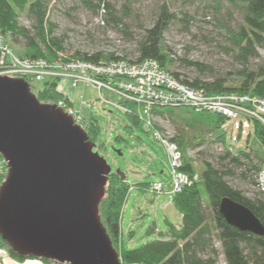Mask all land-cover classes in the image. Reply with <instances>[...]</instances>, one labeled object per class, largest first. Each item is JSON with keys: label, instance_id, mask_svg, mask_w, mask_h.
I'll return each mask as SVG.
<instances>
[{"label": "trees", "instance_id": "obj_1", "mask_svg": "<svg viewBox=\"0 0 264 264\" xmlns=\"http://www.w3.org/2000/svg\"><path fill=\"white\" fill-rule=\"evenodd\" d=\"M75 1L89 10L93 16L100 17L104 25L115 28L122 26L127 29L126 21L132 17L130 12L132 6L140 0H125L120 8H117L111 0ZM184 3L190 6L202 4L207 11L216 13L225 9L229 16L239 17L242 21L240 27L237 30L228 29L230 41L243 60L257 56V48L264 42V0H184ZM22 20L30 25L22 24ZM175 20L184 24L187 30L188 25L195 18L182 7L178 14L172 12L171 7L165 2L159 8L153 27L145 29L137 42L139 57L136 62L154 60L175 80L190 89L203 91L209 96L236 93L264 99V76L245 75L238 78L234 84H228L222 79L214 82H204L200 79L183 80L181 74L173 70L175 59L164 43V34ZM55 29V23L50 20L49 0H0V30L11 49V44L16 48H23V57L47 60L64 57L65 60L79 59L97 64L126 59L114 53L103 52L95 54L77 52L72 57H67L64 54L63 40L54 36ZM1 58L0 53V60ZM15 79H24L31 86V90L36 82L35 79L27 76ZM59 81L58 79L42 82V89L35 91L34 94L45 105L54 106L60 101H65L75 106L73 99L60 90ZM126 114L134 125L141 124L136 113ZM154 116L168 118L173 122H186L189 128L199 133L191 140L197 145L205 141L206 130L213 133L223 129L232 121L219 114L198 112L194 108L185 106L158 107L154 109ZM87 120L86 131L89 139L97 143L101 135V126L93 116ZM243 128V121H240V130L242 131ZM246 128L249 129V133L245 138L244 148L235 155L228 150L226 157H231L229 164H225L223 168H217L212 163L205 162V169L200 173L187 158L185 151L187 139L180 137L171 140L178 142L181 149L183 148L182 171L191 178L197 176V180L173 197L174 207L182 214L181 223L175 224L166 220V232H159L157 225L154 224L147 234L158 232L159 238L139 248L125 247L122 229L123 210L133 187L149 191L152 183L130 184L123 172L121 174L112 172L106 184V192L100 204L99 213L113 247L123 261L130 264H216L219 253L213 243L215 236L221 242L222 253L227 264H264V236L242 231L230 224L220 208L222 200L230 198L249 208L264 225V199L247 197L241 189L232 186L227 180V177L234 176L239 171L238 174L243 179H252L257 185L259 175L264 169V124L250 119ZM242 138L243 134L240 132L239 139ZM117 139L122 138L118 136ZM217 141L225 144L226 136L220 135ZM122 174L126 178H122ZM5 180L6 176L1 180L0 186ZM260 191L264 194V191L261 189ZM133 237L134 232L130 231L128 238L132 240ZM0 243L9 250L10 256L18 261L36 259L22 257L13 252L8 244L2 241L1 235ZM38 260L43 264H60L48 259Z\"/></svg>", "mask_w": 264, "mask_h": 264}, {"label": "rangeland", "instance_id": "obj_2", "mask_svg": "<svg viewBox=\"0 0 264 264\" xmlns=\"http://www.w3.org/2000/svg\"><path fill=\"white\" fill-rule=\"evenodd\" d=\"M49 1L50 20L56 25L54 36L63 40L64 54L67 57H72L77 52L82 54L103 52L105 54L114 53L118 57L126 58L120 61L136 63L139 57L137 42L145 29L153 27L160 6L166 2L172 12L178 14L182 7L195 18L188 25L187 30L184 24L175 20L164 34V43L171 50V55L175 59L173 70L179 72L183 80L200 79L204 82H214L217 79H222L228 84H234L238 78L245 75L264 76V42L257 48V56L243 60L230 41L228 30L229 28L237 30L242 21L237 16H229L225 9L216 13L215 11L210 12L211 10L207 11L202 4L186 5L184 0H140L132 6L130 11L132 17L126 21L128 27L126 29L122 26L115 28L107 26V24L104 25L100 17L93 16L89 10L75 0ZM124 1L111 0L117 8H120ZM22 24L30 25L25 20H22ZM11 46L14 55L24 62L27 58L23 57V48H16L13 44ZM39 59L44 60L45 58ZM53 60L56 59L47 61ZM75 73L77 72L69 71L68 74L70 76ZM84 75L86 78L91 77V74L86 71H84ZM59 80V88L79 104L80 107L77 109L81 115L85 119L93 116L100 124L101 135L97 142L98 152L112 167V172H123L130 184L152 183L149 191L137 188L139 191L133 190L129 194L122 219L125 247L135 249L147 242L157 240L158 232L147 234L154 224L157 225L159 232H166V219L175 224L181 223L182 214L172 203L175 188L167 149L153 137V132L145 128L142 122L140 125H134L126 114L136 113L138 116L143 110L142 105L128 102L127 98L119 95L118 91L113 88L115 80L111 82L112 90L107 89L106 86L98 88L93 84L81 83L75 86L74 79L71 77ZM42 87L41 82H35L34 91H31L35 93ZM190 94L201 98L200 94ZM221 98L225 97L213 100ZM184 106L194 108L191 105L179 107ZM138 119L141 121L139 116ZM240 121L232 120L226 127L213 133L206 130L204 132L205 141L201 145L191 141L199 133L189 128L186 122H173L168 118L156 117L153 123L155 128L170 140L180 137L187 139L185 143L187 158L200 173L205 169V162H210L217 168L225 167V164H229L231 160L230 156L226 157L228 150H231L235 155L244 148L249 129L244 127L241 131ZM240 132L243 134L242 139H239ZM220 135L226 136L225 144L217 141V137ZM118 136H121L122 139L118 140ZM176 144L183 157V148L181 149L178 142ZM225 157L226 159H223ZM182 164L184 166L183 158ZM8 169L7 167L6 178ZM238 172L234 176L227 177L231 185L241 189L249 198L264 199V194L256 183H253L252 179H243ZM159 183L163 184V190L158 193L153 192L152 188ZM129 231L134 232L132 240L128 238ZM213 243L219 253L216 264H221L223 258L221 242L214 236ZM120 259H122L121 256Z\"/></svg>", "mask_w": 264, "mask_h": 264}, {"label": "water", "instance_id": "obj_3", "mask_svg": "<svg viewBox=\"0 0 264 264\" xmlns=\"http://www.w3.org/2000/svg\"><path fill=\"white\" fill-rule=\"evenodd\" d=\"M0 153L9 166L0 188V235L13 252L120 264L99 213L112 167L87 131L62 108L42 104L24 79L0 76ZM220 208L230 224L264 236L246 206L225 198Z\"/></svg>", "mask_w": 264, "mask_h": 264}, {"label": "built area", "instance_id": "obj_4", "mask_svg": "<svg viewBox=\"0 0 264 264\" xmlns=\"http://www.w3.org/2000/svg\"><path fill=\"white\" fill-rule=\"evenodd\" d=\"M0 53L2 55L0 60V76L15 78L27 76L41 83L71 77L74 79L75 86L81 83L87 85L93 84L98 88L106 86L107 89L111 90V82L115 80L114 86L116 87L113 86L114 90L118 91L119 95L127 98L128 102L142 105L143 110L138 114L141 122L145 125V128L153 132V137L167 149L171 175L174 178L175 194L181 192L186 186H190L197 178L192 179L182 171L183 157L181 152H179V147L155 128L153 123L156 118L154 116L155 108L191 105L198 112L207 111L232 120H244L245 125L250 119L258 120L264 124V99L236 93L223 94L222 96L206 95L203 91L190 89L175 80L154 60L136 63L111 61L97 64L82 60H65L61 57L53 61L27 58L22 62L14 55L12 49L6 43L1 30ZM69 71L77 73L69 76ZM84 71L89 72L91 77L86 78ZM190 93L195 95L200 94L201 98L194 97ZM223 96L225 97L224 99L213 100ZM57 106L68 113L74 119L75 124L86 130L88 121L75 106L65 101H60ZM7 167L8 163L0 153V182L7 174ZM257 186L264 191V169L259 175ZM152 190L158 193L163 190V184H155ZM6 256H9V250L0 243V264L4 263ZM120 264L130 263H126L120 259ZM221 264H227L224 256Z\"/></svg>", "mask_w": 264, "mask_h": 264}, {"label": "crops", "instance_id": "obj_5", "mask_svg": "<svg viewBox=\"0 0 264 264\" xmlns=\"http://www.w3.org/2000/svg\"><path fill=\"white\" fill-rule=\"evenodd\" d=\"M86 89H88V88H86ZM90 89H92V88H90ZM61 90V89H60ZM72 98V97H71ZM73 99V98H72ZM73 101H74V103H75V107L76 108H79L80 106H79V104H77L76 103V101L73 99ZM89 105H91V104H89ZM80 109H82V108H80ZM83 111H84V108H83ZM92 117V116H91ZM90 117V118H91ZM87 119V118H86ZM156 182H158V181H156ZM133 190H137V191H139L138 189H133ZM132 190V191H133ZM166 220H169V219H166ZM166 220H165V222H166ZM173 223V222H172ZM130 232V231H129ZM3 264H43L41 261H39L38 259H27V260H25V261H18V260H16V259H14L13 257H11V256H9V257H7L5 260H4V263Z\"/></svg>", "mask_w": 264, "mask_h": 264}, {"label": "flooded vegetation", "instance_id": "obj_6", "mask_svg": "<svg viewBox=\"0 0 264 264\" xmlns=\"http://www.w3.org/2000/svg\"><path fill=\"white\" fill-rule=\"evenodd\" d=\"M8 172H9V169H8Z\"/></svg>", "mask_w": 264, "mask_h": 264}]
</instances>
